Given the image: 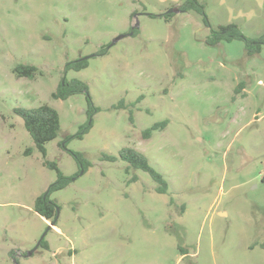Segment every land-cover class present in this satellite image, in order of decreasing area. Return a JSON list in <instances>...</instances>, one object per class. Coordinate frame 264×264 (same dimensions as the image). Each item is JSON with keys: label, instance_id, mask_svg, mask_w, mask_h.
Segmentation results:
<instances>
[{"label": "rangeland", "instance_id": "rangeland-1", "mask_svg": "<svg viewBox=\"0 0 264 264\" xmlns=\"http://www.w3.org/2000/svg\"><path fill=\"white\" fill-rule=\"evenodd\" d=\"M180 1L0 0V264H264V47L247 57L239 40L207 46L194 12L149 16ZM198 2L214 29L264 33V0ZM85 57L86 68L64 73ZM17 65L38 73L17 78ZM63 79L85 83L97 109L81 138L86 94L52 99ZM43 104L60 120L45 158L13 112ZM121 148L142 154L167 193L127 169ZM67 151L86 172L76 176ZM44 160L72 177L50 195L54 225L34 211L56 180ZM40 240L47 248L28 255Z\"/></svg>", "mask_w": 264, "mask_h": 264}, {"label": "trees", "instance_id": "trees-1", "mask_svg": "<svg viewBox=\"0 0 264 264\" xmlns=\"http://www.w3.org/2000/svg\"><path fill=\"white\" fill-rule=\"evenodd\" d=\"M176 8L182 12H194L201 15L203 24L209 27V36L203 41L205 45L214 47L221 43H230L233 40H239L244 43L245 55L247 57H253L258 55L264 47V33L256 38H246L242 35L236 24H226L224 26H217L216 29L212 28L204 14V7L198 2V0H181ZM173 13H164L162 15H149L154 18H160L168 21L172 17ZM132 34H136L135 30H131ZM108 45L100 47V49L93 55L95 57L104 56L107 54ZM89 58H79L72 62H68L64 66V73L68 71H80L87 67V60ZM13 73L17 78H26L32 80L38 73V69L30 65H17ZM76 93H85L86 100L89 104V108L86 112L88 122H86L80 129V132L75 135L76 138H81L82 135L87 133L91 128L90 118L97 112V109L93 107L91 99L87 93V86L85 83L79 80L67 81L63 79L56 90L52 93V99L54 100H65L69 96ZM115 108L121 109L125 108L122 102L118 103ZM14 114L22 119L23 127L25 131L30 136L34 146L41 152L43 158H45L44 145L54 139L59 134L60 131V120L59 115L56 110L43 104L36 108H15L13 110ZM131 115L132 112L129 111ZM166 126V121L154 124L152 127L146 129L142 134L143 138H149L153 131L164 129ZM70 137L65 138V144L63 149L66 147V143L70 140ZM68 154L76 161L78 166V172H86L89 165L83 159L82 155L77 152L67 151ZM117 158L127 164V169L140 170L148 175L152 182L156 185L155 192L158 194L167 193V183L163 177L153 170L149 164L148 160L140 153L136 152L130 148H121L117 153ZM102 160H107L109 162H115L117 159L113 156H102ZM44 165L56 172V180L48 187L44 195L38 197L34 201V211L46 221H51L55 223L57 216V204L50 200V195L54 192L60 191L65 188L70 182L72 177L64 176L58 169L56 163L44 160ZM39 246L47 248V244L41 240Z\"/></svg>", "mask_w": 264, "mask_h": 264}, {"label": "water", "instance_id": "water-1", "mask_svg": "<svg viewBox=\"0 0 264 264\" xmlns=\"http://www.w3.org/2000/svg\"><path fill=\"white\" fill-rule=\"evenodd\" d=\"M179 12H182V11L178 10L177 8H175V9H170V10L167 11L168 14H170V13H179ZM130 35H132V32L129 33V36H130ZM122 37H123V36H119V37H117V38L113 41L112 44H114V42L118 41V40L121 39ZM92 56H93V55H92ZM85 58L87 59V58H89V57H85ZM57 213H58V211H57ZM51 225H54V221L51 223ZM40 242H41V240L37 243V245L35 246V248H34L32 251L28 252L27 254H28V255H31V254L37 249V247L39 246Z\"/></svg>", "mask_w": 264, "mask_h": 264}]
</instances>
